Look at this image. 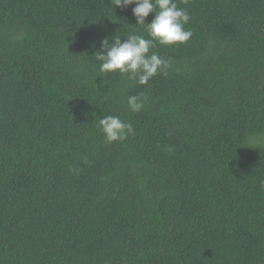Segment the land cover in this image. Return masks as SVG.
<instances>
[{
  "label": "trees",
  "instance_id": "16d2710c",
  "mask_svg": "<svg viewBox=\"0 0 264 264\" xmlns=\"http://www.w3.org/2000/svg\"><path fill=\"white\" fill-rule=\"evenodd\" d=\"M176 2L193 35L140 85L94 55L149 38L135 5L0 0V264H264V0Z\"/></svg>",
  "mask_w": 264,
  "mask_h": 264
},
{
  "label": "clouds",
  "instance_id": "9594fccd",
  "mask_svg": "<svg viewBox=\"0 0 264 264\" xmlns=\"http://www.w3.org/2000/svg\"><path fill=\"white\" fill-rule=\"evenodd\" d=\"M111 4L121 9L135 5L132 14L136 25L145 26L149 38L135 33L128 34L123 42L121 36L105 37L101 41V50L94 54L95 59L100 62V72H118L140 85H147L158 74H166L171 67V60L161 57L152 49L157 44L182 45L191 39L192 31L185 28L191 19L188 11L179 7L176 0H111ZM150 13H155V16L150 23H146ZM147 100L148 97L141 93L129 96L127 104L133 113H139ZM99 126L106 143L122 142L135 134L132 123L115 115L100 119Z\"/></svg>",
  "mask_w": 264,
  "mask_h": 264
}]
</instances>
